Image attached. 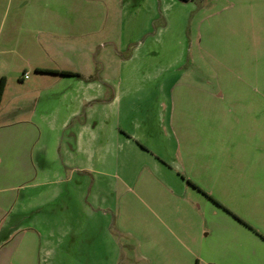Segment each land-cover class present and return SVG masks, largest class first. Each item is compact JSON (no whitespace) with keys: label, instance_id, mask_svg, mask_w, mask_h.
Here are the masks:
<instances>
[{"label":"crops","instance_id":"obj_1","mask_svg":"<svg viewBox=\"0 0 264 264\" xmlns=\"http://www.w3.org/2000/svg\"><path fill=\"white\" fill-rule=\"evenodd\" d=\"M23 2L27 14L0 37V264L34 263L36 254L41 262L53 253L47 238L54 232L82 238L86 219L107 222L110 214L140 222L149 264H264V103L226 101L222 88H201L204 101L195 102L196 86L185 84L180 100L163 103L172 91L161 80L154 123L144 73L132 68L133 52L120 53L127 42L117 45L112 35L95 51L102 41L93 37L115 28L107 0ZM177 3L140 1L146 27L160 11L168 26ZM131 5L112 0L110 8L133 12ZM43 12L48 21L36 20ZM166 118L175 128L165 127ZM166 134L187 143L191 164L213 171L216 184L198 185L215 201L200 198L189 210L196 224L216 227L211 241L188 246L180 237L182 200L163 184L159 158Z\"/></svg>","mask_w":264,"mask_h":264},{"label":"rangeland","instance_id":"obj_2","mask_svg":"<svg viewBox=\"0 0 264 264\" xmlns=\"http://www.w3.org/2000/svg\"><path fill=\"white\" fill-rule=\"evenodd\" d=\"M23 1L0 0V37L7 35L13 21L21 20L27 14L28 3ZM107 1V7L111 9L108 18L115 28L111 29V35L102 33L101 37H93V43L102 41L95 51L103 52L106 47L103 39L112 35L117 45L127 42L120 53L128 56L133 52L135 59L132 68L138 69L139 74L144 73L145 102L149 105L154 123L157 118L152 111L158 110L161 102L156 90L161 80L164 81L165 90L172 91L165 93L163 103L180 100L178 92L183 84L196 86L194 95L190 96L195 102L204 101L201 88L213 93L222 88L226 91V101L235 102L238 99L264 103V0L180 1L182 3L169 8L173 19L168 26H164L162 13L158 9L160 12L147 22V27L145 6L140 4L143 0H129L132 1L133 12L115 13L114 8H110L112 0ZM36 17V20L44 22L48 21L49 16L43 12L37 13ZM100 65L101 68L105 67V62L102 61ZM237 87L244 89L235 92L234 88ZM166 126L168 130L175 128L172 119H165ZM164 138L165 144L159 157L165 168L162 180L163 184H173L179 195L177 201L182 200L179 225L186 228V233H181L180 237L188 246H191V240L198 243L211 241L216 227L196 224V217L189 210H198L197 201L200 198L215 201L198 185L216 184L212 180L213 171L191 164L183 150L187 144L183 139L174 135L167 140V134ZM141 182L139 179L134 184ZM144 200L143 197L142 202ZM190 201L195 202L194 206ZM205 207L204 204L203 209ZM84 225L82 238L61 237V234L54 232L53 236L47 238V244L53 249L50 259L43 256L40 262L39 254H36L35 262L29 264H149L147 258L141 257L148 251L147 238L141 232L139 221L126 220L121 214L113 219L110 214L107 222L86 219ZM52 226L58 231L60 222H53ZM38 248L39 241L36 252ZM55 251L56 256L61 255V258L55 257ZM196 260L199 264V258L189 260L187 264H195Z\"/></svg>","mask_w":264,"mask_h":264},{"label":"trees","instance_id":"obj_3","mask_svg":"<svg viewBox=\"0 0 264 264\" xmlns=\"http://www.w3.org/2000/svg\"><path fill=\"white\" fill-rule=\"evenodd\" d=\"M179 1L184 2V1H191V0H179ZM37 71H48V72L59 73V74H62V75H72V74H75V73H73L71 71H50V70H40V69H38ZM3 89H4V78H1L0 79V102H1V98H2Z\"/></svg>","mask_w":264,"mask_h":264}]
</instances>
